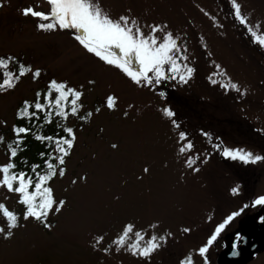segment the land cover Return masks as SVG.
<instances>
[{"label":"rangeland","instance_id":"1","mask_svg":"<svg viewBox=\"0 0 264 264\" xmlns=\"http://www.w3.org/2000/svg\"><path fill=\"white\" fill-rule=\"evenodd\" d=\"M98 2L113 19L135 17L146 34L150 25L164 26L159 35L179 38L177 55L187 56L179 63L194 71L183 83L177 78L137 85L84 49L74 30L38 29L44 21L20 11L33 6L47 12V0H0V57L15 58L0 67V81L25 65L13 88L0 89V136L8 137L17 109L25 100L32 103L37 92L49 111L43 96L50 81L81 93L78 117L69 120L75 144L65 175L51 184L56 203L65 201L60 211L51 210L42 221L25 219L17 193L0 186V203L18 222L12 236L0 233V264H216L239 222L258 211L251 200L264 195V159L244 163L214 147L264 157V47L247 30L264 34V0H236L245 25L235 19L230 0ZM56 95L53 89L49 100ZM108 95L116 98L112 109ZM165 107L173 117L164 114ZM180 131L187 133L184 141ZM4 140L0 165L8 163ZM188 141L192 147L181 152ZM232 212L238 215L201 255L198 249ZM126 224L133 228L118 248L113 241ZM137 231L141 245L153 236L164 239L149 256L135 255L127 246ZM97 237L103 239L97 243ZM249 264H264V253Z\"/></svg>","mask_w":264,"mask_h":264},{"label":"snow or ice","instance_id":"2","mask_svg":"<svg viewBox=\"0 0 264 264\" xmlns=\"http://www.w3.org/2000/svg\"><path fill=\"white\" fill-rule=\"evenodd\" d=\"M233 8V14L235 19L241 24L247 23L246 18L241 14L240 5L236 3V0H230ZM49 10L36 11L33 6H28L20 9L21 13L25 16L31 15L39 18L40 22L37 24L38 29L51 30L55 28L59 29H72L75 33V39L79 44L86 49L89 53L94 54L101 61L108 65L114 66L120 69L137 85H157L163 80L179 79L180 82H186L187 77L191 76L194 69L187 64L179 63L180 60H187V56L177 55L182 51L180 45L177 43L178 37H174L171 32H164L161 37L159 33L163 30L164 26L150 25L148 26L150 31L146 34L138 20L135 17L129 15H120L118 18L113 19L104 9L98 0H47ZM251 35L253 42H258L260 46L264 47V34H258L253 27L247 28ZM15 60L14 57H0V67H7L8 62ZM219 67V66H217ZM25 74V65L19 64V73L14 75L11 71L4 73V79L0 81V89H11L15 86V82L18 81ZM39 76V69H36L33 73V78ZM216 83V81H211ZM224 86V85H222ZM226 87V86H225ZM232 88H237L235 84H231ZM53 89L57 93L54 100H49V95ZM65 85L58 83L55 80L49 82V91L44 94L43 99L49 104V112L51 111V105H55V111L61 118H66L68 113L64 110V101L68 100L71 95V112L77 113L78 98L81 93L73 88H67L65 91ZM163 95V93H161ZM36 102L34 108L39 111H43L45 104L41 103V93H36ZM116 98L113 95L106 97V106L109 109L115 107ZM32 105L29 101L23 102V107L18 109L17 116H35L36 112H30L29 109ZM99 110V109H97ZM163 112L168 117H173L174 112L165 107ZM90 115V113L88 114ZM46 121L49 116L44 118ZM176 126L177 122L172 121ZM30 129L26 127L13 126V132L16 134L15 138L8 142L9 162L0 165V173H3L0 178V186H6L9 191H13L19 194L20 203L26 206L24 212V218L29 217L37 220H43V217L47 216L50 210L60 211L65 201L60 200L57 204L52 189L46 186V182L51 179L57 172L56 165L50 161L53 159V154L48 153V159L44 161L46 171L41 174L36 172L38 165H33V171L36 172L35 181L31 175H26L24 171H10L16 168L12 157H15L18 151L22 150L23 137L19 134L27 133ZM67 133V137L61 136L56 138V152L59 155L55 156V160L59 164L65 163V156L68 155L69 150L74 145L75 133L72 128L65 127L63 129ZM204 135H208L204 133ZM187 133L184 131L179 132V138L181 141L186 139ZM36 139L39 140H53V137H45L40 134H36ZM4 138L0 136V142H3ZM66 145V147H64ZM113 147H116L113 145ZM192 147V143L188 141L183 144L180 151L183 152L186 149ZM215 148L221 151V154L225 157L232 159H239L244 163L255 162L257 160L264 159L261 156H253L252 153L246 152L242 149H231L228 147H222L221 145H214ZM44 156V153L40 154ZM191 160V158H190ZM195 161H191L194 163ZM191 166V164H190ZM196 170V169H193ZM59 175L65 174L63 167L58 169ZM148 171L147 168L144 169ZM34 183V188L29 191V186ZM15 184V186H14ZM235 194L238 191V186L231 189ZM253 204L264 205V195L257 197ZM0 210H2L3 216L6 218V227L0 228L5 238L13 235L12 229L17 226V215L8 210L6 206L0 203ZM238 212H232L227 215L222 222L216 225L215 230L208 237L206 244L198 249L201 255H204L209 245H211L217 238V235L222 229L228 225ZM264 219V218H262ZM44 227L50 228L51 225L44 223ZM133 225L126 224L123 228L122 234H120L113 243L119 248L124 245L125 239L128 233L132 230ZM183 231L188 232L189 229L185 228ZM136 240L128 244L127 249L132 251L133 254L139 256H149L154 250L160 247L158 241L164 239L163 236L157 238L151 237L141 245L140 241L143 240L141 232L135 233ZM97 243L102 237H97ZM235 248V245L233 246ZM107 251V249H104ZM180 264H186L185 260H181ZM189 264H191L189 260Z\"/></svg>","mask_w":264,"mask_h":264},{"label":"trees","instance_id":"3","mask_svg":"<svg viewBox=\"0 0 264 264\" xmlns=\"http://www.w3.org/2000/svg\"><path fill=\"white\" fill-rule=\"evenodd\" d=\"M65 90V89H64ZM66 91V90H65ZM37 99V98H36ZM36 99L31 103L29 102L32 107L29 109L30 112H36L35 116H23V117H18L17 116V111L18 109H21L23 107V104L17 109L16 111V116L14 120V125L20 126V127H26L29 128L30 131L27 133H21L19 134L20 136L23 137L22 140V145L20 151H18L17 155L15 157H12L13 162L16 165V168L10 171H24L26 175H31L34 178L35 181V176L36 172H39L43 174L46 171L44 161L48 159V153L53 154V159L50 161L51 163L56 165L57 172L54 176L51 177L46 182V186L50 187L52 189V182L57 178V177H63L59 175L58 169L63 167L66 169V160L70 155V152L72 148L69 150L68 155L65 156V163L64 164H59L55 160V156L59 155V153L56 152V138H59L61 136L67 137V133L63 131L65 127H70L73 129L75 133V127L70 123V119H73L75 117H78V111L76 114H72L71 112V104L69 101H64V110L68 113L66 118H61L56 114L55 111V105L54 108L49 112L44 108L43 111L36 110L34 108V104L36 102ZM55 97L53 98V100ZM48 115L49 119L46 121L44 118L45 116ZM13 125V126H14ZM8 137L4 140V150L6 152V155L8 156V162H9V155L10 153L8 152V142L12 141L16 134L13 132V127L11 128L10 132H8ZM36 134H40L45 137H53L54 139L49 141L47 139L45 140H39L36 139L35 136ZM75 144V142H74ZM74 146V145H73ZM66 147V145L64 146ZM44 153V156H41L40 154ZM33 165H38L39 167L36 169V172L33 171ZM15 186V184H14ZM34 188V183L29 186V191H31ZM17 198L19 201V194H17ZM55 199V198H54ZM20 207L23 208L24 212L26 211V206L20 202H18ZM51 210L49 211V213ZM48 213V214H49ZM47 217V216H45ZM43 217V219H45ZM32 218V217H31ZM35 219V218H34ZM36 220V219H35Z\"/></svg>","mask_w":264,"mask_h":264},{"label":"water","instance_id":"4","mask_svg":"<svg viewBox=\"0 0 264 264\" xmlns=\"http://www.w3.org/2000/svg\"><path fill=\"white\" fill-rule=\"evenodd\" d=\"M252 219L244 220L240 228L246 229ZM232 239V238H231ZM235 245V248L233 247ZM264 252V239L257 236V240H251L249 237L240 238L239 242H233L227 245L226 249L221 251L216 260L217 264H248L256 254Z\"/></svg>","mask_w":264,"mask_h":264},{"label":"flooded vegetation","instance_id":"5","mask_svg":"<svg viewBox=\"0 0 264 264\" xmlns=\"http://www.w3.org/2000/svg\"><path fill=\"white\" fill-rule=\"evenodd\" d=\"M253 201L254 200L252 199L250 202L251 206H255V204H253ZM256 206L259 209L257 212H253L249 217H247L252 219V221L249 225L246 226L245 231L242 230V228L240 229L241 222L245 220L243 219L239 222V225L237 227V232L231 235L228 241L225 240L221 250H223L226 247L227 243L231 238H233L234 241H238L242 234L244 237H249L251 240H257V236H259L261 240L264 239V219H262L264 218V205L262 207L260 205H256Z\"/></svg>","mask_w":264,"mask_h":264}]
</instances>
